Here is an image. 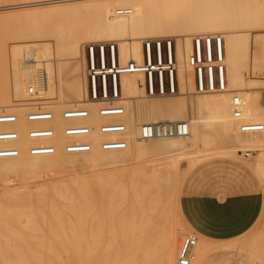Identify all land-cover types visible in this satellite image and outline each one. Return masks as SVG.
<instances>
[{
  "label": "bare ground",
  "instance_id": "6f19581e",
  "mask_svg": "<svg viewBox=\"0 0 264 264\" xmlns=\"http://www.w3.org/2000/svg\"><path fill=\"white\" fill-rule=\"evenodd\" d=\"M11 7H28V12L36 15L37 21L31 24L32 30L26 29L29 31L24 33V37H37L42 30H47V24L48 29L49 25L53 27L54 24L55 29L50 28L55 33L51 29L47 30L52 32L54 40H36L42 42L26 49L22 45L12 49L4 47L3 59L0 61V109L16 111L21 121H25V111L36 103H42L45 108L54 111L55 124H63L66 120L61 117V108L72 105L89 107V121L95 126L108 120L126 123L129 145L112 150L125 149L122 153L129 154L134 160L152 156L160 150L162 154L168 153V156H193L200 151L201 144H211L209 142L214 139V136L211 137L212 130H220L224 137L232 140L234 147L223 152L216 149V153L238 156L239 149L252 148L256 153L250 167L264 178V129H240L242 121L264 123V105L260 98V90L264 87V0H28L0 8ZM79 19L86 20L80 22ZM59 23L60 28L56 25ZM82 25L83 28L79 29ZM49 32L44 37H50ZM166 35L169 38L176 37L175 64L181 81L180 92L148 96L144 42ZM193 35L222 36V66L226 79L224 90H199L195 67L190 59L194 46ZM95 39L112 40L118 44V53L115 52L118 68L115 70L119 73L116 100L125 106V113L117 117L101 116L97 112L98 107L106 104L105 100L90 101L83 44ZM253 44L255 49L252 52ZM258 45L262 46L263 54L253 63V56L258 55ZM255 64L261 70L258 73H255ZM252 68L255 75L260 72L263 77H250L248 71ZM69 71L72 76L70 82ZM31 86L37 88V95L42 99L39 102H29ZM12 94L20 101L13 102ZM235 94L240 95L245 102L244 113L240 118H235L230 108L231 98ZM57 95L59 98L56 101L43 100V97ZM181 119L190 124L188 136L175 135L149 140L136 138L138 123ZM102 138L95 131L94 147L88 159L93 162L117 160V151L101 148L99 142ZM83 154L77 157H83ZM48 157L46 154L34 155L35 159ZM79 159H72L70 163L75 164ZM170 172L169 169H159L155 173L146 187L148 197L144 192L133 191L134 178L126 176L124 172L97 178V184L102 189L100 196L94 194L93 188L79 183L54 186L53 195L67 199V203L52 206L53 218L58 220V226L66 228L90 222V233L94 238V264H178L182 237L193 227L182 212L181 188L178 187L181 185L176 184ZM46 190V186L37 187V202L45 201ZM26 193V190L14 187L4 192L3 198L19 204L17 215L33 224L40 215L36 214L38 209L34 203H26L23 198ZM174 204L177 207V219L172 215ZM136 218H139L140 225L135 232ZM65 221H69L67 225H63ZM118 239L123 242L121 246L116 245ZM224 243L233 245L240 241L234 239L224 242L199 234V241L194 247L195 258L205 250ZM139 251L142 253L141 258L137 256ZM0 264H8V258H0ZM47 264L54 263L49 261Z\"/></svg>",
  "mask_w": 264,
  "mask_h": 264
},
{
  "label": "rangeland",
  "instance_id": "374dc122",
  "mask_svg": "<svg viewBox=\"0 0 264 264\" xmlns=\"http://www.w3.org/2000/svg\"><path fill=\"white\" fill-rule=\"evenodd\" d=\"M25 1L28 0H0V7L18 4ZM13 8L14 9H12V7L11 9L0 8V61L3 59L2 55L4 54L2 53L4 47L12 49L13 47L22 45V47L26 49L35 43L42 42L36 40H54L52 35L55 32L50 28L52 27L51 25H49V29L47 28L48 24L46 29H51L53 32L52 35V32L50 33L47 30H40L41 32H44L37 34V37H35V35L34 37L33 35H31L32 37H24V33L29 31H26V29L31 28L32 30L33 27H31V24L37 21L35 18L36 15L28 12V7ZM85 20L86 19H79L80 22H84ZM48 23L50 24L51 22ZM69 24L70 23L67 25ZM56 25L59 26L60 23ZM41 28L45 29V27H40L39 29ZM52 28L55 29L54 24ZM82 28L83 25L79 26V29ZM46 31L50 33H48L50 37L48 35L44 37V35L47 33ZM22 35L24 38L21 37ZM194 36L195 35H193V42ZM175 38V36L169 38L166 35L161 39L152 38L150 40L151 62L152 64H155V66L153 69V93L151 92V89H149L148 85V88L146 89L148 96L173 94V92L170 91L171 68H168L170 67L168 64L173 66V62L177 63ZM158 42H160L161 46L160 51H158ZM144 43L146 48L147 41ZM88 44L96 45L95 65L97 68L101 67L102 65L100 45H105L106 68L103 69L101 73L96 75L97 90L99 95L103 93V91H101L98 87V81H103L105 74L108 92L109 94H112L114 88V74L107 68L113 66L111 45L115 46V52L117 53L118 44L116 41L112 40H87L85 44H83L85 46V48L83 46L84 52ZM169 44H171L173 48V56L171 55V57L169 53ZM254 46L255 45L253 44L252 52L254 51L253 49H255ZM194 48L195 46H193V49ZM256 52L258 55L256 57L253 56V63L256 62L259 57H262V46L259 47L258 45ZM204 58L205 57H203V59ZM256 64L255 70H257V72L255 73H258V71L261 70L257 69ZM261 65H263V63ZM195 72L197 77V67H195ZM255 73L253 72V68L249 69L248 71L250 77H263L262 73L259 72V74L256 75ZM174 74L176 88L175 93L177 94L180 92L181 84L178 75L177 64H175ZM204 75L206 77L205 69ZM116 76H118L119 79V73ZM161 77L163 79L164 93L161 92ZM71 78L72 76L70 72L68 82L71 81ZM11 98L13 102L20 101V99H17L13 94L11 95ZM58 98L59 95L55 97H43V100L56 101ZM62 109L63 108L60 109V113ZM211 132V137L214 136L212 141H208L211 144H209V146L208 144H201L200 151L193 154V156L174 154H172L174 156L171 154L168 156V153H164V155L160 150V152L158 151L159 153L153 154L154 156L147 155L140 159L134 160V158H132L129 154L122 153L125 150L122 149L112 150L114 152H118V156H115L117 157V160L115 161H106L107 159H105L93 162L88 159L93 149L87 152L69 153L65 152L63 148H60L55 154H46L49 156L48 158L35 159L34 155L27 153V151H24L18 157L0 158V258L3 256L8 258V264H47L49 261L53 262L54 264H94L95 249L92 247L94 238L90 233V222H87L88 224L83 226L79 225L75 226L74 228H66L67 226H58V220L53 218L54 212L52 206L56 204L63 206L62 204L67 203V199L58 198L56 197L57 195H53L55 188L54 186H59L62 184L69 186L76 185L78 183L86 185L91 189L93 188L94 194L96 196H100L102 194V189L97 184V178L109 173L121 174L124 172L123 174L128 177L130 176L135 180H133V183L135 184L132 186L133 191H138L139 193L144 192L145 196L148 197L146 187H148V183L154 178L155 173L158 172L159 169H169L171 171L170 173H172L171 175L176 179V184L181 185L178 186L181 188V197L186 194L183 193L184 190L198 186L200 189H202V191L195 194H212L209 189L214 186L223 185L224 178H227L228 175L232 174L236 167H242L244 171H246L254 180V184L257 185L258 180L260 181L262 185L260 189L264 195V178L259 173L253 171L250 167L254 160V154L256 151L250 147H245L244 149L238 150V156H229L226 154L223 155L224 153L222 155L217 154L216 152L218 151L216 149H218L219 152H223L224 150L232 149L234 146L231 144L232 140L230 139L231 141H229L226 137H224L220 130H212ZM23 139L24 141L22 144L25 147L28 144V140H25V138ZM209 140H211V138ZM249 149L253 150V155L251 157H246L242 151ZM80 153H84L82 155L83 157H77L81 156L79 155ZM196 157L198 158L196 159ZM75 158H81L82 160L79 159L75 164L70 163L71 160ZM192 161H194V163H192ZM178 180L181 181V184H179L180 182ZM232 181L234 182V180ZM233 182L230 184L235 185ZM39 186H46L47 188L44 195L45 201H42L41 203L37 202V187ZM14 187H18L22 189V191L26 190L28 195L26 193V196H23V198H25L27 201L26 203L30 204L32 202L36 206L35 208L38 209L36 214L40 216L36 218V222L33 224L17 215L19 210L18 208L20 207L19 204L12 203L8 199L4 200L3 193L6 190ZM91 189L88 191L91 192ZM79 198L83 199V197ZM38 206H40V208ZM175 207L176 205L174 204L172 206V215L175 219H177V207ZM68 222L69 221H65L62 223L63 225H67ZM139 225L140 220L139 218H136L134 222V227L136 228H134L135 232ZM193 231L194 229H189L186 231L184 236ZM262 233L264 234V208L254 226L240 237L239 247L231 249L230 251L226 252V254L209 253V255L203 259L197 258L195 264H264V243H262L264 242V235H262ZM121 243H123L121 242V239H118L116 245L121 246ZM252 243L254 244L252 245ZM137 256L141 258L142 253L139 251ZM193 262L191 264H193Z\"/></svg>",
  "mask_w": 264,
  "mask_h": 264
},
{
  "label": "built area",
  "instance_id": "2783aa9c",
  "mask_svg": "<svg viewBox=\"0 0 264 264\" xmlns=\"http://www.w3.org/2000/svg\"><path fill=\"white\" fill-rule=\"evenodd\" d=\"M222 36L220 35H200L194 36L193 52L190 59L194 67H197L198 73L196 81L199 90L206 92L212 90H224L226 79H224L222 66ZM95 44L86 46L85 65L86 76L89 84L90 101L105 100L106 104L98 107L97 112L101 116H120L125 113V106L118 103L116 53L115 46L111 45L112 64L107 68L114 74L113 93L109 94L104 74V88L101 95L98 94L96 75L101 73L105 66V45H100L101 48V67L95 65ZM161 50L160 42H158V51ZM172 46L169 44L170 57L172 55ZM146 52V70L147 84L146 89H151L153 93V69L155 64L151 62L150 41H147L145 48ZM173 56V55H172ZM203 57H205L203 59ZM148 59V63H147ZM173 61V60H172ZM133 64V62H132ZM171 68L170 73V91L175 92V63ZM206 71V77L204 75ZM91 87V92H90ZM120 89V84H119ZM161 92L164 93L163 79L161 77ZM29 102H39L41 96L37 95L36 87L31 86L29 89ZM261 103L264 105V87L260 90ZM232 115L235 118L242 117L245 108L243 98L235 94L230 101ZM91 109L82 105H72L61 110V117L66 120L63 124H55V113L52 109L45 108L42 103H36L24 113L25 121H21L20 114L16 111L0 109V158L3 157H18L24 151L31 155L55 154L60 148L66 152L76 153L91 151L94 147V134L98 131L103 136L99 145L102 149L112 150L126 148L129 142L126 137L128 127L124 121L108 120L103 121L98 126L93 125L89 118ZM136 138L140 140H149L152 138H161L169 136H188L190 124L187 120L175 121H159V122H143L137 124ZM242 131L263 130L264 123L261 121H242L240 123ZM25 135L28 144L24 147L22 136ZM246 157L253 155V150L242 151ZM199 239V234L196 231L188 233L182 240L179 254V264H191L195 258L194 247Z\"/></svg>",
  "mask_w": 264,
  "mask_h": 264
},
{
  "label": "crops",
  "instance_id": "0c3cea01",
  "mask_svg": "<svg viewBox=\"0 0 264 264\" xmlns=\"http://www.w3.org/2000/svg\"><path fill=\"white\" fill-rule=\"evenodd\" d=\"M244 172L242 167H236L232 174L223 179V185L209 189L212 194H195L202 191L199 186L184 190L186 194L181 196L182 212L194 231L225 242L240 239L254 226L264 208V195L260 181L254 184L251 176ZM232 182L235 185L230 184ZM239 246L224 243L205 250L197 258L203 259L209 253L226 254Z\"/></svg>",
  "mask_w": 264,
  "mask_h": 264
},
{
  "label": "snow or ice",
  "instance_id": "6c2138e0",
  "mask_svg": "<svg viewBox=\"0 0 264 264\" xmlns=\"http://www.w3.org/2000/svg\"><path fill=\"white\" fill-rule=\"evenodd\" d=\"M98 87L100 88L101 91H103L104 82L103 81H98Z\"/></svg>",
  "mask_w": 264,
  "mask_h": 264
}]
</instances>
